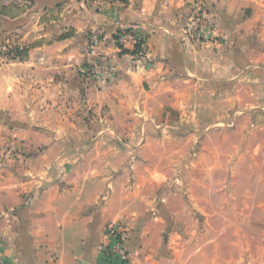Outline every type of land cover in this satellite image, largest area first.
Returning <instances> with one entry per match:
<instances>
[{"label":"crops","instance_id":"obj_1","mask_svg":"<svg viewBox=\"0 0 264 264\" xmlns=\"http://www.w3.org/2000/svg\"><path fill=\"white\" fill-rule=\"evenodd\" d=\"M197 6L206 42L185 35ZM124 29L145 36L142 54L123 52ZM6 39L27 53L0 54V264H122L107 250L115 221L128 229L124 264H165L160 248L146 250L161 226L140 217L171 145L149 137L186 102L200 133L212 130L200 121L212 126L214 103L227 118L246 91L262 100L264 0H0V47ZM11 150L27 152L13 168Z\"/></svg>","mask_w":264,"mask_h":264},{"label":"rangeland","instance_id":"obj_2","mask_svg":"<svg viewBox=\"0 0 264 264\" xmlns=\"http://www.w3.org/2000/svg\"><path fill=\"white\" fill-rule=\"evenodd\" d=\"M206 17L209 22L207 13ZM185 35L190 40L208 41ZM4 44L0 54L6 61L26 56V50L12 40L6 39ZM98 71L95 65L87 72L94 75ZM247 94L250 92H245L244 107L230 104L227 118L219 103H214L217 111L212 126L204 117L200 121L201 127L207 124L211 131L192 132L193 105L186 102L173 111L169 121L173 127L149 137L171 145L161 151L158 166L166 179L157 190L149 185L144 191L147 212L140 217V224L151 221L161 226L159 230L151 226L147 231L150 241L146 250L152 253L160 248L158 254L167 256L165 264H264V97L253 102L247 100ZM34 127L32 133L38 136L40 126ZM8 154L4 152L6 164L13 168L27 152L11 150ZM113 223L119 227L128 262V229L121 221L111 222L106 227L108 237Z\"/></svg>","mask_w":264,"mask_h":264},{"label":"built area","instance_id":"obj_3","mask_svg":"<svg viewBox=\"0 0 264 264\" xmlns=\"http://www.w3.org/2000/svg\"><path fill=\"white\" fill-rule=\"evenodd\" d=\"M209 29V22L204 11V7L197 6L188 20V23L185 27V32L194 38L208 39L210 35ZM139 40L140 38L136 31L128 29H124L119 32L118 37L116 39L117 43L123 49L128 46L135 48L136 45L139 44ZM99 43L100 36L98 32L93 31L90 38L91 49L94 50L99 45ZM140 47L142 49L140 51V54H142L145 44H141ZM119 233V227H117L116 223L110 225L109 235L111 238V243L108 246L107 250L109 251L108 256L111 260H117L120 263L124 264L128 260V255L127 251L122 245V242L120 241Z\"/></svg>","mask_w":264,"mask_h":264},{"label":"trees","instance_id":"obj_4","mask_svg":"<svg viewBox=\"0 0 264 264\" xmlns=\"http://www.w3.org/2000/svg\"><path fill=\"white\" fill-rule=\"evenodd\" d=\"M128 30H131V29H128ZM118 34H119V32L116 35V39L118 37ZM138 36L140 38V40H139L140 42H139V44L136 45L135 49L132 51H128V49H123V52H132L133 54H136L140 50L141 44H143L145 42V36H143L142 34L141 35L138 34Z\"/></svg>","mask_w":264,"mask_h":264}]
</instances>
